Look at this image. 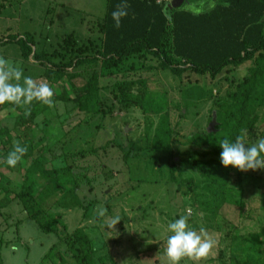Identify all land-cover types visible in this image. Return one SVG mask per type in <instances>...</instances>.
<instances>
[{
    "label": "rangeland",
    "instance_id": "1",
    "mask_svg": "<svg viewBox=\"0 0 264 264\" xmlns=\"http://www.w3.org/2000/svg\"><path fill=\"white\" fill-rule=\"evenodd\" d=\"M105 7L106 0H0V56L34 80L47 82L41 78L43 68L32 59L23 60L18 45L7 41L32 36V51L48 55L61 48L68 34L80 45L98 43ZM248 65L229 67L213 80L190 73L180 79L166 70L156 75L155 71L138 72L151 90L165 94L170 126L176 132L170 147L177 162L178 157H198L195 152L203 151L189 144L188 138L207 131L211 124L214 130V104L225 98L229 78L240 80ZM112 82L103 79L100 85ZM52 89L61 91L62 86ZM97 96L112 99L110 89H101ZM114 104L110 113L104 109L102 117L81 112L71 102L55 101L36 117L33 130L24 135L29 141L43 136L45 145L42 155L33 151L31 161L33 166L41 161L54 172L42 178L37 177L36 168L27 171L36 222L12 199L30 160H21L15 170L7 165L0 168V202H5L0 208V264H78L69 242L76 229L92 242V264H169L167 226L185 214L189 227L197 231L204 227L216 246L206 259L186 258L180 264H239L231 259L235 244L248 248L256 243L261 257L251 264H264V169L242 172L231 167L230 194L217 213L208 217L184 194L185 185L177 190L170 180L167 156L141 146L144 130L151 123L152 132L158 117L139 107L124 109ZM13 121L6 118L1 126L11 127ZM263 131L261 117L245 142H256ZM133 143L140 150L133 149ZM178 172L184 181H202L190 165H178ZM100 208L107 210L104 216L98 214ZM116 216L121 217L119 223L108 229V221Z\"/></svg>",
    "mask_w": 264,
    "mask_h": 264
},
{
    "label": "trees",
    "instance_id": "2",
    "mask_svg": "<svg viewBox=\"0 0 264 264\" xmlns=\"http://www.w3.org/2000/svg\"><path fill=\"white\" fill-rule=\"evenodd\" d=\"M121 2L106 0L105 13L98 25V43L80 45L73 34H68L61 48L48 55L32 51L33 38L29 35L24 39L13 37L7 42L18 45L23 60L32 59L43 68L41 78L51 88L62 86L61 91L53 89L54 102H71L81 112L101 113L102 117L106 113L104 109L110 113L114 103L124 109L139 107L144 113L151 111L156 115L157 124L152 132L151 123L144 130L141 146L150 153L167 156L170 180L177 184V190L185 185L184 194L193 198L201 213L212 218L230 194L227 185L231 166L226 168L220 161V141L251 136L261 117L264 119V0H184L175 9L157 0H126L128 14L116 28L111 14ZM201 4L203 11L199 14L183 7ZM244 63L249 64L246 74L240 80L229 78L225 98L214 104V130L188 138L189 144L204 148L195 152L199 158L191 154L177 156V162L170 147L176 132L170 126L165 94L151 90L148 80L138 72L155 71L156 75L166 70L180 79L190 73L213 80L221 72L229 71V67L237 68ZM103 79L113 82L100 85ZM101 89H110L112 99L98 97ZM28 107L30 115L25 114V106L0 105V168L7 165L4 160L14 141L27 146L22 160H30V164L12 199H17L27 216L38 222L31 186L27 185V171L36 168L37 177L47 178L54 170H47L41 161L33 166L31 161L34 150L42 155L43 136L29 141L28 134L24 135L33 130L36 117L48 106L34 101ZM6 118L14 120L11 127L1 126ZM260 136L264 137V131ZM135 148L140 150V145L133 143ZM78 155L83 157L81 153ZM184 164L195 168L202 181L182 180L177 173L178 165ZM6 168L15 170L8 165ZM4 203L0 202V208ZM69 242L75 248L78 264H92V242L81 229L69 235ZM233 251L234 263H257L261 257L257 254L259 243L248 248L235 244ZM240 255L246 260L240 259Z\"/></svg>",
    "mask_w": 264,
    "mask_h": 264
},
{
    "label": "clouds",
    "instance_id": "3",
    "mask_svg": "<svg viewBox=\"0 0 264 264\" xmlns=\"http://www.w3.org/2000/svg\"><path fill=\"white\" fill-rule=\"evenodd\" d=\"M227 6V5H225ZM129 5L126 0L116 5L112 12L114 26L119 28L121 19L128 12ZM188 10L194 14L203 11V5L196 7L189 5ZM54 91L47 82L36 81L31 76L24 74L22 68L14 65L9 60L0 56V105L5 103L25 106L26 115H30V106L34 101L40 102L48 107H53ZM219 146L220 161L224 167H234L242 172L248 170L264 169V137L256 142L248 144L243 136H237L234 141L224 138ZM27 146L19 141H14L12 149L8 152L4 163L9 167H15L27 153ZM100 216L106 214V209L97 210ZM121 217L111 218L107 223L108 229H114ZM189 215H181L178 219L169 222L167 228L171 233L166 240L165 255L169 264H180L184 259L194 262L206 259L216 246V240L204 227L198 231L188 225Z\"/></svg>",
    "mask_w": 264,
    "mask_h": 264
},
{
    "label": "water",
    "instance_id": "4",
    "mask_svg": "<svg viewBox=\"0 0 264 264\" xmlns=\"http://www.w3.org/2000/svg\"><path fill=\"white\" fill-rule=\"evenodd\" d=\"M183 1H184V0H170V7H171L172 9L178 8V7L181 6V4L183 3ZM213 121H215V118L213 119ZM212 125H213V124H211V125L209 126V128L207 129V132H208V133L212 131Z\"/></svg>",
    "mask_w": 264,
    "mask_h": 264
},
{
    "label": "built area",
    "instance_id": "5",
    "mask_svg": "<svg viewBox=\"0 0 264 264\" xmlns=\"http://www.w3.org/2000/svg\"><path fill=\"white\" fill-rule=\"evenodd\" d=\"M158 3L160 2H164V3H168L169 4V0H157Z\"/></svg>",
    "mask_w": 264,
    "mask_h": 264
},
{
    "label": "crops",
    "instance_id": "6",
    "mask_svg": "<svg viewBox=\"0 0 264 264\" xmlns=\"http://www.w3.org/2000/svg\"><path fill=\"white\" fill-rule=\"evenodd\" d=\"M169 4H170V0H169Z\"/></svg>",
    "mask_w": 264,
    "mask_h": 264
}]
</instances>
